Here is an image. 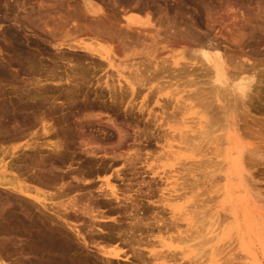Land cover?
Listing matches in <instances>:
<instances>
[{"label":"rangeland","instance_id":"374dc122","mask_svg":"<svg viewBox=\"0 0 264 264\" xmlns=\"http://www.w3.org/2000/svg\"><path fill=\"white\" fill-rule=\"evenodd\" d=\"M1 1H3V3ZM58 1H60V2H58ZM58 1L57 0H54V1L53 0H50V1L46 0V2H45V0H42V2H41V0H18V1L13 2V0H0V119H1L0 120V122H1L0 123V148H1L0 150H2V149L7 150L10 147L9 150L15 151L17 149L16 150V152H17L22 146L26 145L28 142L31 143V142L36 141L37 139L39 141H48V142L54 141L55 138H53V137H48V139H47V138H45L47 136H45V135H44L45 137L41 136L45 132L43 130L44 129L43 127L49 128L52 126H56V124H57L58 125L57 127L60 129L63 126L62 125L63 123H61V121L64 122L63 118L66 117L65 119H67V121L64 122L65 127L66 128L68 127V125H67V122H68L69 127L70 126L72 127L71 130H74V132H73V134L75 133L74 139H77V140H75L76 142H74V145H73V146H75V147H73L74 149L72 148L70 153L68 152V154L70 155V158L65 163H62V164L58 163L57 165L59 167L61 166L60 168L63 171V174H62V172H59L58 175L61 174L62 176H64L66 171H67V173L65 175L66 179H64V181H66V183H68V182L72 183L73 188L71 190L72 194L71 195L69 194L70 197H67V198L62 197V199L61 198L57 199L58 200L57 202L66 203V202H68V200L71 201L74 198H77L78 196L80 197V195H83V194H84L83 195V197H84L85 194L87 195V192L89 190H93V193L95 192L93 195H95L96 197L98 196V194H99V196L102 197L103 194L106 193V191L107 192L109 191V189H108L109 187H111V186L116 187L117 186V188L119 190L118 193H120L118 195L121 198L119 197L120 198L119 201H116V200L113 201L114 200L113 199L112 200L113 201L112 206L114 207L117 202L121 203L123 198L124 199H123L121 204H125V203L129 204L131 202L130 200L125 201L126 198H132V199L139 198L138 201H140L139 203L141 204V209L142 210L147 209V210H144L143 215L140 214L139 217L140 216L146 217L149 220H151V222H154L155 219L152 218V216L155 217L157 215L158 216L157 219L162 220L161 228L157 227L156 229H154V231L152 233L154 236L157 237V239L151 240L152 246H150L149 248H153L156 252H159L160 254L164 251V254H162V256L165 255V250H166L167 256L170 253L172 254V256L174 255L173 257H171L173 260H175V256L177 255L176 256L177 261H175V262H177L176 264H180V263L181 264H264V57H263L264 56V41H260V40H263V38H264V29H263L264 28V19H263L264 18L263 17L264 16V0H224V1H222V0H219V1L218 0H131V3L129 4V6L127 5L128 8L130 7L129 9H131L132 7L134 8V6L137 7L140 5L141 6L140 8L145 9V11H147V10L150 11L152 24L148 28L149 30L155 29L153 27L155 25L157 26V28L159 26H161L160 31H161L162 35H166V33H164V32H167L169 28H170L169 29L170 31H175L178 28L180 31L189 30V32L194 34L195 37L197 35L198 39L204 40V41L202 40L201 42H203L205 45H206V43L209 42V40H214L215 41V42L213 41L214 43L217 42V44L218 43L220 44V45L219 44L218 45L220 46V48L222 50L221 52L226 56L227 59H229V58L233 59V60L236 58L238 59L242 55V57L245 58L246 61H248V65H247L248 67L250 65H253L250 67L255 66L254 68L256 69V72H255L256 75L255 74L254 75L257 76L256 78L257 79L259 78V81L261 80L262 83L261 82L259 83V81H258V83L254 86L255 89L252 90L253 91V93H251L252 96L250 95L251 99L245 100L246 102L244 103L243 100H241V98L237 95L238 94L237 92H235L233 95H232L233 91L230 89H229L230 91L227 90V92H226L227 88L225 87L226 88L225 89L224 85H223V88L225 90H223L222 86H219V88L217 87L218 90H217V88L216 89L213 88L214 84L212 83V80L208 79L207 75H204L207 65H205V69L202 67V66H204L205 63L202 64V66H201V63L203 61H201V59H199V58H201L200 53L195 52L194 55L190 54L192 56L191 57L192 59H190V55H188V53H190V52H188V53L186 52L187 53L186 54V53H184L182 48L175 47V49L165 50L169 53L163 51L160 55H158L159 60L157 57L156 62L159 64L166 62V63H164V65L165 66L169 65L168 68H171L174 70H176L177 68L179 69V67L181 68L182 64L185 65V64L189 63L188 65H189V67H191L190 70H191V72H194V73L192 74L190 72V75L191 74L192 75L188 76L186 78H184V77L182 78V76H181V78L184 80H182L179 77V75L173 76L172 74L168 75V76L166 75L164 78L160 77L162 79L161 80L160 78L158 79V76H160V75L162 76V74H157L158 76L153 78L157 82H153V80H152V82L149 85L145 84L144 87L139 89V91H141V94L139 92V94L137 93L138 95L136 94L132 97L128 96L129 98L125 99V102H123L124 104L123 103L118 104L117 105L118 107L114 106V105H110V102H109L110 100H108L109 99V97H108L109 92L107 90L105 92V88H103V89L101 88V84L104 83V81H106L107 79L108 80H115L116 77H118V75H116L117 74L116 71L106 68L107 70L102 69L103 71H101L100 69H97L98 70V72H97L96 69L90 68V67H92V65L91 64L89 65V63H92L94 61L97 62V60L100 61V59H98V57H96L95 55H92V54L90 55V53H88V52H73V51H70L67 49H61L63 51L58 50L57 48H55V45L59 41H56L50 33H51L53 27H58V26H55L54 24H56L55 21H57V23H58L59 19L57 16H58L59 12L66 11V10L68 11V9L74 10L73 6H75V10L82 12V10H84L83 9L84 3H86L87 1L90 2V5H91L90 6L91 13L87 14L89 19L94 16V14H93L94 8L100 9L104 12L106 11L105 8L108 10L115 8L116 12L118 11V13L121 17H123L124 14L128 15V16L131 15V16L135 17L136 19H138L140 22L146 21V19H147V16L145 15L146 13L140 12L138 10L134 11V9L132 8L133 11L131 10L130 13L126 14L123 11V9L120 6H118V4L116 6H114L116 4V3H114V0H112L113 4L109 3V2H112L111 0H105V1L104 0H94V1L93 0H86V1L85 0H79V3H78V0H68V1L58 0ZM55 2L57 4V6H56ZM61 2L64 3V5ZM67 2H68V4L71 3V8L67 4ZM106 3H108V4H106ZM143 3H145V4H143ZM219 3H220V5H219ZM79 4H80V6H79ZM142 6H144V7H142ZM78 7L80 10L78 9ZM80 7L81 8L83 7V8L81 9ZM241 7L245 10H243ZM229 8H230V10H229ZM262 8H263V10H262ZM60 9H62V10H60ZM84 12L85 11H83V13ZM108 12H106V13H108ZM239 13L242 15V17H241V15H239ZM160 16H162V17L160 18ZM40 17H42L41 19H45V18L46 19L41 21L39 19ZM47 17L49 19V22H48V25H45V24H43V22L47 20ZM209 17H211V18H209ZM240 18H242L243 20ZM159 20H160V22H159ZM206 20H207V22H206ZM40 22H42V24H39ZM155 22H156V24H155ZM167 22L168 23L170 22V24L167 25L168 24ZM173 22L175 25L177 24L176 25L177 27L173 24ZM243 22H244V24L247 25V27L248 26L249 27L247 28L243 24ZM249 22H250V24H249ZM240 23H242V24H240ZM159 24H161V25H159ZM241 25L242 26L244 25L245 27L244 26L242 27ZM164 26H166V27H164ZM252 26H254V27H252ZM171 28H173V30ZM174 28H176V29L174 30ZM183 28H185V30ZM242 28H243V30H241ZM228 32H229V34H228ZM235 33H236V36H235ZM239 33H241L244 37L241 34L239 35ZM255 33H257V34H255ZM249 34H250V36H249ZM201 35H202V39H201ZM254 35H255V37H254ZM237 36H239V37H237ZM14 37H16V39L17 38L20 39V41L18 39L16 40ZM237 39H239L238 42L236 41ZM240 39H241V41H240ZM242 39H244V40H242ZM252 39H253V41H252ZM245 41L246 42L248 41V43H246ZM259 41L261 42V44ZM18 42L21 44H19ZM235 44L239 45V46H236ZM254 45H255V47H254ZM256 46H258V48H256ZM194 47L196 48V45ZM251 48H253V49L255 48V49H257L256 51L258 53H261L260 54L261 59L258 56L252 57L253 50ZM237 51H238V53H236ZM229 53H233V54H229ZM63 54L64 55L66 54L65 56H69V58L72 55L71 58L73 59V56H74L75 60H76V58H77V60H80L83 58L82 60H84L85 63L80 60L81 62H83V67H86L90 70L92 69L91 74H90L91 77L95 76L94 74L97 72L96 73L97 76L95 78L89 77L90 82L87 83V86H85V88H84L85 92L90 91V95L87 96L88 99L86 100V102H85V100H83L84 96H82V95L79 96V98H81L80 99L81 102L78 101L77 104L76 103L72 104V102L68 103V101L65 100V97L63 94H66V92L68 90H72L71 89V88H73L72 85L71 86H69L67 84H60L58 86L47 85L48 87L51 86V89H52L51 92L52 93L49 92L50 95L52 94L51 97H53L54 95L55 96L53 98L50 97L46 104H43L42 106H40L39 109H36L37 111L34 108H32L34 110H31L30 108H28L30 110H28V109L23 110V108H21V109H16V111H15L14 106H15V104L18 105V101H19V103H22L21 101L23 99H24L23 101L27 100V99L25 100L23 94L28 93V90L31 91L32 88L34 90V84L35 83H33V82L38 81V79H44V77L46 76V74L48 72L58 71L61 74L62 71L63 72L65 71V66L62 65V63H60V65H62V66L56 67L57 65L55 66L56 63L54 62V61H59L58 59H60V57L64 56ZM245 54L248 57L245 56ZM31 56H34V57H31ZM122 56L123 55L119 56L120 57L119 59L118 58L116 59V62L118 64L124 63L125 65L131 66V64L139 63L142 61L141 59L138 60V58H136L137 59L136 60L135 58H133L132 61H130V59H128L129 61L126 60V62H125V59L121 58ZM185 56H187V57L189 56V58H186ZM198 56H200V57H198ZM30 57L36 58V60L38 59L37 60L38 62L40 61L39 62V64H40L39 71L37 73L33 72V70H30L31 65L29 64V61H28V60H30ZM160 57H161V59H160ZM196 57H198V58H196ZM249 58H251V59H249ZM86 59H89V60H86ZM120 59H121V61L123 60L124 62L123 61L121 62ZM198 60H200L201 63ZM160 61L162 63H160ZM228 61H231V60H228ZM174 62H179L180 65L175 66ZM74 63H77V62H74ZM157 63H155V64H157ZM259 63L261 64V66ZM171 64H172V66L170 67ZM58 65H59V63H58ZM160 66H162V65H160ZM192 68H194V69H192ZM93 70L94 71L96 70V72H94ZM127 71L128 70H126L125 76L128 77V75L131 72L129 73V71L128 72ZM127 73H129V74H127ZM177 73H178V71H177ZM258 73H259V75H258ZM250 74L253 75L252 73H250ZM232 75H231V77L233 79L234 77ZM175 76H178L179 78H177ZM41 77H43V78H41ZM168 77H170L172 79H170ZM260 77H262V78H260ZM186 79L191 80V81L187 80L188 85L190 84V82L193 81L194 83H191V84H193L194 86L190 84L188 87L187 84L184 83V82H186ZM170 80H172V81H170ZM175 80H179L180 82L175 81ZM204 80H205V82H204ZM209 81L211 84H209ZM166 82H168L172 85H170L168 83L166 84ZM174 83H175V85H174ZM180 83L183 84V86L180 85ZM184 84H185V86H184ZM124 85L126 88L124 87ZM120 86L122 89L127 90L128 86L123 81V79H121ZM147 86H148V88H147ZM149 86H151V87H149ZM160 86H161L162 90H160ZM207 86H209V87H207ZM210 87L212 88V90H215V91H213L214 92V98L213 99H211L213 97V95H212L213 92H211L210 95H207V93H209L211 90ZM214 87H216V86H214ZM204 88L206 90H207V88H209L210 90L209 91L207 90L208 92L207 91L204 92V91H202V90H205ZM144 89H146V90H144ZM219 89L224 91V92H220ZM99 90H101V91L103 90L102 93L104 95H107L105 98V100L107 99V103H108L107 107L101 106L102 107L101 108V107H92L91 106L92 99H94V101H95V102L93 101L94 104L96 103L97 105H101L102 102L95 100V95H94V93L96 91L100 93L101 91H99ZM174 90H175V92H173ZM180 90H182L181 94L177 95L180 93ZM91 91L93 93H91ZM125 91L123 90L122 92H125ZM155 91L158 93H155ZM183 91H185V92H183ZM228 91L229 92L232 91L231 94ZM119 92H121V91H119ZM152 92L155 93V96L153 95L154 93H152ZM20 93H22V94H20ZM47 93L45 94L46 96L48 95ZM171 93H173V94L171 95ZM174 93H176L177 96H175ZM187 93H188V95H187ZM149 94H150V96H149ZM185 94H186V96H185ZM225 94L226 95L229 94L228 97L225 96ZM152 95H153V97L151 98ZM173 95L175 96L174 98H173ZM183 95H184V97H183ZM195 95H197V96H195ZM201 95H203V96H201ZM148 96H149V98H148ZM204 96H205V98L207 96L208 100H203V99H205ZM232 96H233V98H232ZM181 97H183V98H181ZM222 97H224V98L222 99ZM226 97L229 100V103H231L233 101V104H235L234 106L236 107L235 108L236 110L234 109L233 106L231 107V109L229 108V110H226L227 109L226 106L228 107V105H230L228 103V100L226 99ZM238 97L241 100V103H237L240 101V100L239 101L237 100ZM21 98H22V100H21ZM229 98L230 99L232 98L233 100L231 99V102H230ZM84 99H86V98H84ZM168 100H170V101H168ZM210 100H212V101H210ZM179 101L183 105H181L179 103ZM167 102H169L171 105ZM242 102L244 103V106H243ZM52 103H55V108L59 107L60 110L55 109V108L53 109L54 104L52 107L51 106ZM144 103H145V106H144ZM226 103L228 105H225ZM146 104H147V106H146ZM207 104L209 105L211 110H209L210 108L208 107ZM3 105H5V106H3ZM7 105H9V106H7ZM102 105H104V104H102ZM119 105H121L122 107ZM134 105H135V108H133ZM164 105H166V106L168 105L169 107H166ZM203 105H205V106H203ZM74 106H76V107H74ZM85 106H90L89 107L90 109L89 108L85 109ZM148 106H149V108H148ZM174 106H176V107H174ZM182 106L184 108L186 107L185 110H183L184 108L182 109ZM111 107H112V109H110ZM141 107H142V109H145L144 110V112L146 113V114L144 113L145 116H143V111L140 110ZM163 107H164V109H166V111L163 109ZM129 108H131L132 110ZM146 108H148L147 110L150 113H152L151 111H153V115H156L159 118V119H156V120H158V123H157L158 125H154L155 124L154 120L157 117L154 116L155 118H153V115L151 114L152 119H154V120L152 121L149 119L150 115H149V112L146 110ZM167 108H169V109H167ZM175 108H178V109H176V111H175ZM133 109H135V111ZM127 110H129L128 113L133 112V111L134 112H133V114L130 113V115H128ZM180 110H181V113H180ZM80 111H82V112H80ZM139 111H141L142 113L141 112L139 113ZM167 111H169V112H167ZM234 111L235 112L237 111V112L234 113ZM16 112H18V113H16ZM169 113L172 114V116H171L172 120H171V117L169 116L170 120L172 121V122L170 121L172 129H169L165 125V121H164V119L166 118L167 119V120L165 119L166 123L168 122ZM173 113H174V115H173ZM179 113H180V115H179ZM218 114L221 115V117H223L224 119L221 118ZM234 114H235L237 119L234 117ZM148 115H149V117H148ZM181 115H183V116H181ZM140 117H142V118H140ZM143 117L145 119L146 118L147 119L144 120ZM217 117H218V119H217ZM47 119L49 121L46 122ZM134 119L135 120L137 119L136 122H138V123L133 122ZM220 119H221V121H220ZM222 119L224 122L222 121ZM24 120H25V122H24ZM147 120L149 121L148 123H147ZM233 120H237V121H235V123L237 122L236 124H238V126L234 123ZM17 121H19V123ZM208 121L209 122L211 121V122L209 123ZM152 122L154 124H152ZM185 122H187V123H185ZM227 122H229V124L233 123L235 125V127L237 126L236 129H238L237 130L238 132L237 131L233 132L234 130L233 131L229 130L230 131L229 139L225 138L226 141L228 140L227 141L228 144L224 145V149H226L228 151L229 156L226 155L227 151H226V153L223 152V155H220V153L217 152L218 150H215V147L217 148L216 145H219L221 143V141H219V142L216 141V144H215V140L214 141L212 140L213 138L218 140L219 136L226 137V134L228 131V130H226L227 129L226 124H228ZM145 123H147V124H145ZM162 123H164V124H162ZM59 124H60V126H59ZM159 124L162 126L163 125H165V126H163V128H161L162 126L160 127ZM210 124L213 126V128H208ZM145 125H147V127H149L153 131L154 136H156V137L153 136L152 138L155 141L152 138L150 140H147V138L144 134V130H145V128H147V127H145ZM222 125L225 126L224 129H222L223 128ZM156 126H158V127H156ZM190 126H192V128ZM116 127H118V128L120 127L121 129H127L128 130L127 133H130L131 136L129 135L130 138L128 137V135L126 137L130 141L123 140L122 139L123 138L122 137L123 132L122 131L120 132V130ZM174 127H176V128H174ZM1 128L2 129L4 128L3 129L4 131ZM66 128H65V130H66ZM159 128H161L162 130ZM154 129H156V130H154ZM127 130H125V131H127ZM205 130H207V131H205ZM210 130H211V132H210ZM160 131H163V132H160ZM212 131H213V133H212ZM14 132H16V133H14ZM164 133H165V136H164ZM231 133L233 135H231ZM36 134H38L37 137H36ZM159 134L164 136V137L160 136ZM166 134L169 136H167ZM176 134L178 135V137ZM184 134L186 136H184ZM206 134H207V136H206ZM157 135H159V136H157ZM141 136H142V138H141ZM170 136H172V137H170ZM182 136H184V138ZM209 136H211L212 138ZM157 137H158V139H157ZM206 137L207 138L209 137L211 139L207 140ZM51 138H53L54 140L53 139L51 140ZM173 138H174V140H172ZM195 138L198 141V143L195 140ZM234 138L236 141L233 140ZM183 139L185 141L187 139V141H186L187 143H183L182 142ZM83 140H85L84 142H88L90 140L91 141L92 140L97 141V143L99 142L100 146H102L101 144H103V146L106 147L107 152H104L103 149H102L103 151H100V149H99V151H97V154L92 155V153L91 154L88 153L90 151V148L91 149L93 147L97 148L98 145H94L93 147L92 146L91 147H83V145H82V143H84ZM189 140H191V141H189ZM229 140H230V142H229ZM121 141H122V143H120ZM125 141L127 144L125 143ZM144 142H146V143H144ZM188 142H189V144H188ZM207 142H209V143H207ZM224 142H225V140H224ZM190 143H191V145H190ZM193 143H194V145H195V143H197V144L194 147H192ZM229 143H231V144H229ZM9 144L11 146H9ZM198 144L200 147L199 146L197 147ZM146 145L147 146L149 145V147H147ZM188 145H190V146H188ZM203 145L205 146L204 149H203ZM210 145H211V147H213V151H211ZM176 146L179 148H176ZM256 146L258 148H261L259 150L261 152L259 155V158H257V157L254 158V156H252L251 158L252 159L254 158V160L252 161L249 158L250 156L248 155L247 156V162L248 163L246 162V160L244 161V159L246 157L243 160H241L242 153L246 152V150H248L249 148L250 149H253L254 147L257 148ZM259 146H261V147H259ZM182 147H184L186 149H184ZM187 148H189L190 150H188ZM238 148H240L241 150ZM244 148H246V149L244 150ZM88 149H89V151H87ZM27 151H28V149L27 150L25 149V152H27ZM209 151L213 154L208 153ZM238 151H240L241 153ZM248 151H250V150H248ZM27 153H30V152H27ZM47 153L48 152H46V154ZM197 154H199V155H197ZM202 154L205 155L206 158L208 157L207 158L208 160L205 157L203 158ZM208 154H211V155H208ZM217 154H219L220 156H219V158H217L215 160ZM246 154H249V153L246 152ZM214 155H216V156H214ZM261 155H263V157ZM233 156H234V159H233ZM235 159H236V162L234 163ZM204 160L208 164L202 163V161H204ZM227 160L228 161L230 160V161L225 162ZM250 160H251V164L249 165ZM197 162L198 163L201 162L202 165L199 164L200 167H198ZM218 162H220V163L222 162V165H224L223 166L224 170L221 174L218 173L219 170H217V169H215L217 171L214 170L215 167L219 169ZM240 162H242V163H240ZM252 162H254V165ZM182 163H185L186 165L184 166ZM224 163L226 164V168H225ZM180 164H182V167ZM243 165H245V166H243ZM201 166H203V167H201ZM241 167H243L244 169ZM43 168H45V167H43ZM199 168L201 170H199ZM235 168H236V170H235ZM63 169H65V170H63ZM226 169L230 170V171H228L229 172L228 174L231 173L229 176L227 173H225V172H227ZM69 170L72 172H70ZM82 171L87 172V174L85 173L84 178L82 177V175H83ZM134 171H135V174H134ZM146 171L147 172L149 171V172L146 173ZM213 171H215V172H213ZM79 172H81V173H79ZM78 174L81 175V177L85 181H83L81 183L78 181H75L73 179L75 177L82 180ZM125 176H126V178H125ZM118 177H120L121 179ZM126 179H128V180H126ZM30 181L32 182L33 180H30ZM30 181L27 180L26 183H27V186H30L31 189L34 190L31 192L33 194V196L40 197L41 200H43L42 198H44L43 195L55 197L54 194H56L57 189L51 188V187L46 186V185L42 186V184L39 185V183L36 181L32 182V183ZM130 182L132 183L131 185L133 187L131 186L132 188H130L128 190L126 188L128 186V183L130 184ZM149 182H150V184H148ZM57 183L55 182L56 185H57ZM194 183H195V185H194ZM137 184H139V185H137ZM213 184L216 186H214ZM149 185L151 187L153 186V189H154L153 191ZM76 186H78L79 188L78 187L76 188ZM74 188L76 190L77 189L78 190L76 191V190H74ZM150 188H151V190H150L151 193H149ZM178 188L180 189V191ZM101 189H104L103 192ZM97 190H99V191H97ZM0 191L1 192L4 191L3 194H0V197L10 195L11 196L10 201L13 202L14 204L16 203L17 200L16 201L14 200L15 194H13V193L8 194V192H6L2 188ZM120 191H122V192H120ZM5 192L7 193L6 195H5ZM142 192L143 193L147 192V193L142 194ZM130 193H131V196L128 197V194H130ZM151 194H152V196H151ZM257 195H258V197H257ZM83 197H80V198H81V202L84 204L85 201L87 202L86 199H89V197L88 196H85V198H83ZM161 199H163V200L161 201ZM55 200H52L51 202L49 200L48 202L49 203H54V202L56 203ZM120 203L119 204L117 203L116 206L120 205ZM14 204H13V210H17L16 212L19 215H21L19 211H22L24 209L23 212H21V213H23L22 214L23 216L21 215V219L26 220L27 222L25 221L22 224V226L21 225L14 226L12 231H14L15 234H14V232L13 233L11 232L12 234L10 233V236H9V234H4V233L0 232V258H1L0 264H30V262L34 263L35 261H38V262H36L34 264H39V262H42V263L44 262L43 264H47V263L51 264L53 262L52 260H54V259H52L50 262L48 260H50L51 258L50 259H49V257L47 258L46 255H45L46 257L45 256L42 257V255H44L43 253H41L43 247L39 246L34 241V239H31L32 237H30V234H29V232L32 233L35 230H36L35 232H37V230L40 231L39 228L35 229L34 225L36 223L35 220L38 221L39 218H42V221H44L43 216L38 217V215L35 213L34 208L29 203H28V206L24 205L25 208H24V206H21L22 208L20 207L18 209H16V207H14L16 205V204L15 205ZM109 206L106 205L105 208L103 207L104 210L105 209L108 210L109 208H111V206L110 207ZM28 208H30L31 211ZM27 210H29V212ZM150 210H151V212H150ZM193 213H194V215H193ZM26 214H27V216H26ZM105 214L107 216H109V219L111 218L110 219L111 221H113V219L118 216L115 212L111 213L109 211L105 212ZM74 219H73V221H75V223H76V220L78 219L76 225L79 226L78 228H80V230H82L83 233H85L91 229L88 226V225H91L90 224L91 221L88 218H86L85 216H82V218L80 216L79 218H74ZM116 219H120V216H118ZM174 219H176V220H174ZM32 220H34V221H32ZM124 220H125V217H124ZM149 220H147L146 222H150ZM128 221L134 222L130 219V220H127L128 224H129ZM175 221H176V223H175ZM96 223L98 224V222H96ZM99 223H101V222H99ZM29 224H32V225L34 224V225L32 226ZM110 224L112 225L115 223L109 222L108 225L105 223L104 224L101 223L100 225H97L95 232L100 234L98 229H107L109 231L118 230L117 226L116 227L114 225L111 226ZM23 225H26V227ZM27 225H29V227L32 229H29V227H27ZM163 225H165V226H163ZM167 225H169V226L166 229ZM170 226H171V228H170ZM15 227H17V228H15ZM47 227H50V225L48 224L46 226V228ZM159 227H160V225H159ZM43 228H44V226H43ZM108 228H110V229H108ZM16 230L18 231V233ZM31 230H33V231L31 232ZM49 230L51 231L50 228H49ZM35 232H33V234H35ZM42 232H44V231L42 230ZM42 232L41 231L37 232V234L38 233L41 234ZM45 233H47V235H45V237H48L51 239L54 237L53 239H56V237L53 236L52 233H51L52 236L50 235V232H48V231H46ZM25 234H27V235H25ZM71 235H72V237H71ZM161 235H164V236L166 235V238L167 237L168 238L165 239V237L161 236ZM63 236H65V237L68 236L67 239H69L70 241L67 240L66 238H64ZM73 236H75V237H73ZM179 236H181V237H179ZM100 237L96 236L94 238H90L89 241L91 242V244H90V248L92 247L91 249H85L86 246L81 244V242H80L81 240L72 231H68V232L64 231V235L59 236V238H61V240L59 239L58 241L59 242L63 241L65 244H68L64 240V239H66L69 242V245L71 243H73L69 247L71 248L73 246V248L75 249V253L77 251H80V252L82 251L83 253L85 252V254H86V252H87V254L91 252L90 255H92L94 257V256H97V253H96L97 249L93 245L99 243V240H101ZM158 237H159V239H158ZM160 237L163 240H165V243H164V241H162V239ZM171 237L173 239H171ZM28 238H30V239H28ZM62 238H63V240H62ZM25 240H27V241H25ZM176 240H178V241H176ZM26 242H28V244ZM21 244L24 247H22ZM24 244H26V246ZM107 245H108V247H113V245L112 246L110 244H107ZM19 246H21V247H19ZM76 246L82 247L83 249L76 247ZM29 247L31 250L29 249ZM38 247H41V248H39V250H38L37 249ZM166 247L167 248L170 247L169 248L170 250H167ZM34 248H36V249H34ZM73 248L69 249L70 252H67L68 254H70L69 256H72V254H74ZM34 250H36V251H34ZM23 251L25 254L22 253ZM28 251H29V253H28ZM66 251H67V249H66ZM37 253H39V254H37ZM3 256H4V258H3ZM33 257H35V259ZM40 257L43 259H41ZM44 257L46 258V261H45ZM93 257H90V258L92 259V261L95 262V258H93ZM30 258L32 259V261H34V260L35 261L32 262ZM157 258L159 259V256ZM40 259L43 261H41ZM158 259L154 260L153 264H161V263L163 264L162 259H159V260ZM168 260H171V259L169 258ZM53 263L56 264V263H58V261L55 262V260H54ZM130 263L131 262L126 263L124 261H122V262L115 261L114 262V264H130ZM173 263H174V261H173ZM59 264H61V263H59ZM131 264H134V263H131Z\"/></svg>","mask_w":264,"mask_h":264},{"label":"bare ground","instance_id":"6f19581e","mask_svg":"<svg viewBox=\"0 0 264 264\" xmlns=\"http://www.w3.org/2000/svg\"><path fill=\"white\" fill-rule=\"evenodd\" d=\"M14 1H18V0H13V2ZM50 1V0H49ZM54 1V0H53ZM58 1V0H57ZM62 1V0H61ZM66 1H68V0H66ZM86 1V0H85ZM94 1V0H93ZM105 1V0H104ZM112 1V0H111ZM219 1V0H218ZM217 1V2H218ZM222 1H224V0H222ZM2 3H3V1H1ZM41 2H42V0H41ZM45 2H46V0H45ZM58 2H60V1H58ZM64 2V1H63ZM73 2V1H72ZM77 2V1H76ZM75 2V3H76ZM84 2V1H83ZM227 2V1H226ZM62 3V2H61ZM78 3H79V0H78ZM92 3V2H91ZM94 3V2H93ZM109 3H112L113 4V1L112 2H109ZM114 3H116L114 6H116L117 4H118V6H120L122 9H123V11L127 14V13H130L131 12V10L133 11V9H134V11H140V12H145L146 14V16H147V19H146V21L145 22H140L138 19H136L135 17H133V16H131V15H125L124 14V16L123 17H121L120 15H119V13H118V11L116 12V9L114 8H112V9H110V10H108V9H106L105 8V12L104 11H102V10H100V9H95L94 8V12H93V14H94V16L93 17H91L90 19L88 18V16H87V14H90L91 13V10H90V2H86V3H84V10H82V12L81 11H77V10H75V6H73V8H74V10H69L68 9V11L66 10V11H62V12H59V14H58V23H57V21H55V23L57 24H54L55 26H58V27H53V29H52V31H51V35H52V37L56 40V41H59L58 43H56V45H55V48H57L58 50H61V49H67V50H70V51H73V52H88V53H90V55L92 54V55H95L96 57H98V59H100V61L99 60H97V62L96 61H94V62H92V63H89V65L91 64L92 65V67H90V68H92V69H100L101 71H103L102 69H106V68H108V69H110V70H114V71H116V75H118V77H116V79L115 80H106V81H104V83H102L101 84V88L103 89V88H105V92H106V90L109 92V99L108 100H110L109 102H110V105H114V106H117L118 104H121V103H123V102H125V99L126 98H129L128 96H134V95H136L137 93L139 94V92H140V94H141V91H139V89L140 88H142V87H144L145 86V84L147 85H149L151 82H152V80H153V82H157L155 79H153V78H155L156 76H158L157 74H162V76L160 75V76H158V79L160 78V77H165L166 75L168 76V75H179V77L181 78V76H182V78L184 77V78H186V77H188V76H191L194 72H191V70H190V68L191 67H189V63L188 64H185V65H183L182 64V67L180 68L179 67V69L177 68H175L176 70H174V69H171V68H168L169 67V65L168 66H165L164 65V63H166V62H164V63H162L161 61H160V63H162V64H159V63H157L156 61H157V57H158V60H159V56L158 55H160L163 51H165V50H169V49H175V47H180V48H182L183 49V51H184V53H188V52H190V53H188V55H194L195 54V52H197V53H200V56H201V58H199V59H201V61H203L202 63L200 62V60H198L200 63H201V66H202V64H204V66H202L204 69H205V65H207V67H206V70H205V74L204 75H207L208 76V79H210V80H212V83L214 84L213 85V88H219V86H222V88H223V85H224V88L226 89V92H227V90H232L233 91V93H232V95L235 93V92H237L238 94V96L241 98V100H243V102L245 103L246 101L245 100H248V99H251L250 98V95H251V93H253V89H255L254 88V86L258 83V81H259V78L257 79L256 77L257 76H255L256 74H255V72H256V69L254 68V67H250V66H253V65H250L249 67L247 66L248 65V61H246V59L245 58H243L242 57V55H241V57H239L238 59L236 58V59H227L226 58V56L221 52L222 50H221V48H220V44L218 45L217 44V42L216 43H214L215 41L214 40H209V42L208 43H206V45L203 43V42H201L203 39H202V35H201V39L202 40H200V39H198L197 38V35H196V37H195V35L194 34H192L191 32H189V30H187V31H180L178 28V30L176 29V28H174V30L175 31H170L169 29H168V31L167 32H164V33H166V35H162V33H161V26H159L158 28H157V26L155 25L156 24V22H155V26H153L155 29H148L150 26H151V24H152V19H151V13H150V11H145V9H143V8H140L141 6L139 5V6H134V8L132 9H129L128 8V6H129V4L131 3V0H114ZM215 3V2H214ZM222 3V2H221ZM6 4V3H5ZM55 4H56V2H55ZM63 5H64V3H62ZM67 4H68V2H67ZM95 4V3H94ZM106 4H108V3H106ZM143 4H145V3H143ZM216 4V3H215ZM66 5V4H65ZM69 6H70V8H71V3L70 4H68ZM93 5V4H92ZM128 5V6H127ZM136 5V4H135ZM138 5V4H137ZM218 5V4H217ZM219 5H220V3H219ZM218 5V6H219ZM225 5V4H224ZM241 5V4H240ZM243 5V4H242ZM7 6V5H6ZM56 6H57V4H56ZM62 6V5H61ZM60 6V7H61ZM78 6V5H77ZM76 6V7H77ZM79 6H80V4H79ZM83 6V5H82ZM94 6V5H93ZM113 6V7H114ZM145 6V5H144ZM144 6H142V7H144ZM148 6V5H147ZM226 6V5H225ZM64 7V6H63ZM127 7V8H126ZM136 7V8H135ZM149 7V6H148ZM147 7V8H148ZM244 7V6H243ZM41 8V7H40ZM67 8V7H66ZM81 8V7H80ZM81 8V9H82ZM93 8V7H92ZM242 8V7H241ZM78 9H79V7H78ZM136 9V10H135ZM243 9V8H242ZM43 10V9H42ZM60 10H62V9H60ZM80 10V9H79ZM109 12H108V11ZM225 10V9H224ZM229 10H230V8H229ZM243 10H245V9H243ZM262 10H263V8H262ZM83 11H85L84 13H83ZM106 12H108V13H106ZM152 12V11H151ZM236 12V11H235ZM247 12V11H246ZM249 12V11H248ZM46 13V12H45ZM223 13V12H222ZM259 13V12H258ZM261 13V12H260ZM56 14V13H55ZM92 14V15H93ZM229 14V13H228ZM236 14V13H235ZM234 14V15H235ZM245 14V13H244ZM248 14V13H247ZM52 15V14H51ZM54 15V14H53ZM57 15V14H56ZM142 15V14H141ZM153 15V14H152ZM165 15V14H164ZM167 15V14H166ZM239 15H241L240 13H239ZM238 15V16H239ZM246 15V14H245ZM33 16V15H32ZM45 16V15H44ZM155 16V15H154ZM210 16V15H209ZM258 16V15H257ZM256 16V17H257ZM262 16V15H261ZM56 17V16H55ZM162 16H160V18H161ZM228 17V16H227ZM241 17H242V15H241ZM264 17V16H263ZM42 17H40L39 19L42 21V20H45V19H41ZM164 18V17H163ZM162 18V19H163ZM209 18H211V17H209ZM224 18V17H223ZM237 18V17H236ZM235 18V19H236ZM38 19V18H37ZM234 19V20H235ZM240 19H242V18H240ZM264 19V18H263ZM35 20V19H34ZM39 20V21H40ZM57 20V19H56ZM155 20V19H154ZM158 20V19H157ZM209 20V19H208ZM212 20V19H211ZM210 20V21H211ZM243 20V19H242ZM241 20V21H242ZM245 20V19H244ZM23 21V20H22ZM38 21V20H37ZM169 21V20H168ZM215 21V20H214ZM18 22V21H17ZM30 22V21H29ZM34 22V21H33ZM48 22H49V19H48V17H47V20L46 21H44L43 22V24H45V25H48ZM159 22H160V20H159ZM162 22V21H161ZM176 22V21H175ZM206 22H207V20H206ZM248 22V21H247ZM21 23V22H20ZM23 23V22H22ZM38 23V22H37ZM36 23V24H37ZM52 23V22H51ZM168 23V22H167ZM172 23V22H171ZM213 23V22H212ZM254 23V22H253ZM39 24H42V22H40ZM162 24V23H161ZM161 24H159V25H161ZM165 24V23H164ZM163 24V25H164ZM170 24V22L167 24V25H169ZM173 24H174V22H173ZM210 24V23H209ZM216 24V23H215ZM240 24H242V23H240ZM239 24V25H240ZM243 24H244V22H243ZM248 24V23H247ZM249 24H250V22H249ZM27 25V24H26ZM31 25V24H30ZM51 25V24H50ZM175 25V24H174ZM173 25V26H174ZM177 25V24H176ZM175 25V26H176ZM184 25V24H183ZM236 25V24H235ZM238 25V26H239ZM246 27H247V25L246 24H244ZM243 25V26H244ZM255 25V24H254ZM257 25V24H256ZM34 26V25H33ZM40 26V25H39ZM172 26V25H171ZM174 26V27H175ZM181 26V25H180ZM242 26V25H241ZM242 26V27H243ZM244 26V27H245ZM29 27V26H28ZM32 27V26H31ZM42 27V26H41ZM47 27V26H46ZM50 27V26H49ZM52 27V26H51ZM164 27H166V26H164ZM177 27V26H176ZM185 27V26H184ZM213 27V26H212ZM211 27V28H212ZM236 27V26H235ZM249 27V26H248ZM247 27V28H248ZM251 27V26H250ZM252 27H254V26H252ZM190 28V27H189ZM210 28V29H211ZM237 28V27H236ZM172 30H173V28H171ZM184 30H185V28H183ZM191 29V28H190ZM213 29V28H212ZM260 29V28H259ZM264 29V28H263ZM194 30V29H193ZM209 30V29H208ZM240 30V29H239ZM241 30H243V28L241 29ZM253 30V29H252ZM212 31V30H211ZM250 31V30H249ZM248 31V32H249ZM258 31V30H257ZM241 32V31H240ZM215 33V32H214ZM238 33V32H237ZM242 33V32H241ZM241 33H239V35L241 34ZM263 33V32H262ZM261 33V34H262ZM213 34V33H212ZM228 34H229V32H228ZM251 34V33H250ZM250 34H249V36H250ZM255 34H257V33H255ZM207 35V34H206ZM242 35V34H241ZM13 36V35H12ZM208 36V35H207ZM229 36V35H228ZM235 36H236V33H235ZM243 36V35H242ZM51 37V38H52ZM210 37V36H209ZM237 37H239V36H237ZM236 37V38H237ZM244 37V36H243ZM254 37H255V35H254ZM15 39H16V37H14ZM230 38V37H229ZM228 38V39H229ZM241 38V37H240ZM247 38V37H246ZM250 38V37H249ZM18 39V38H17ZM16 39V40H17ZM205 39V38H204ZM214 39V38H213ZM231 39V38H230ZM235 39V38H234ZM254 39V38H253ZM253 39H252V41H253ZM19 41H20V39H18ZM208 40V39H207ZM232 40V39H231ZM230 40V41H231ZM238 40L239 39H237L236 41L238 42ZM242 40H244V39H242ZM204 41V40H203ZM214 41V42H213ZM240 41H241V39H240ZM251 41V42H252ZM256 41V40H255ZM260 41H264V38H263V40H260ZM259 41V42H260ZM207 42V41H206ZM246 42V41H245ZM258 42V41H257ZM19 43V42H18ZM234 43V42H233ZM246 43H248V41L246 42ZM19 44H21V43H19ZM37 44V43H36ZM245 44V43H244ZM243 44V45H244ZM260 44H261V42H260ZM196 45V48L194 47ZM234 45V44H233ZM236 45V44H235ZM257 45V44H256ZM23 46V45H22ZM236 46H239V45H236ZM259 46V45H258ZM258 46H256V48H258ZM18 47V46H17ZM226 47V46H225ZM229 47V46H228ZM254 47H255V45H254ZM232 48V47H231ZM239 48V47H238ZM198 49V50H197ZM223 49V48H222ZM252 50H253V54H252V57H256V56H258V57H260V54L261 53H258L256 50L257 49H253V48H251ZM18 50V49H17ZM227 50V49H226ZM234 50V49H233ZM61 51H63V50H61ZM65 51V50H64ZM236 51V50H235ZM165 52H167V51H165ZM241 52V51H240ZM250 52V51H249ZM260 52V51H259ZM167 53H169V52H167ZM172 53V52H171ZM186 53V54H187ZM236 53H238V51L236 52ZM75 54V53H74ZM229 54H233V53H229ZM64 55V54H63ZM66 55V54H65ZM62 56V57H60V59H58L59 61H54L55 63V66L56 67H60V66H62V65H64L65 66V71L63 72L62 71V73L60 74L58 71H54V72H48L47 74H46V76L44 77V79H38V81H36V82H33V83H35L34 84V90H33V88H32V90L31 91H29L28 90V93H25V94H23L24 95V98H25V100L26 101H23L22 100V98H21V102L22 103H19V101H18V105L17 104H15V111H16V109H21V108H23V110H27L28 108H30L31 110H36V109H39L40 108V106H42L43 104H46L47 103V101H48V99L51 97V95L49 94V92H51V86H47V85H55V86H58V85H60V84H67V85H69V86H73V88H71L72 90H68L67 92H66V94H63L64 95V97H65V100L66 101H68V103L69 102H72V104H74V103H78V101L79 102H81L80 101V99L81 98H79V96H84L83 97V100H85V102H86V100L88 99V97L87 96H89L90 95V91H84V88H85V86H87V83H89L90 82V78L89 77H91V70L90 69H88V68H86V67H83V62H84V60H82V59H80L81 61H83V62H81L80 60H77V58H76V60L74 59V56H73V59L71 58L72 57V55H71V57L69 58V56ZM121 55H123L121 58L122 59H125V62H126V60H128V59H130V61H132V59L133 58H138V60L139 59H141L142 61L141 62H139V63H134V64H131V66H129V65H125L124 63H117L116 62V59L118 58H120L119 56H121ZM190 55V59H192L191 56ZM197 55V54H196ZM235 55V54H234ZM244 55V54H243ZM249 55V54H248ZM162 56V55H161ZM177 56V55H176ZM200 56H198V57H200ZM245 56H247L246 54H245ZM31 57H34V56H31ZM30 57V60H28L29 61V64L31 65L30 66V70H33V72H38L39 71V66H40V64H39V62L36 60V58H31ZM89 57V56H88ZM93 57V56H92ZM95 57V58H96ZM186 58H189V56L187 57V56H185ZM198 57H196V58H198ZM248 57V56H247ZM264 57V56H263ZM80 58V57H79ZM78 58V59H79ZM86 58V57H85ZM90 58V57H89ZM171 58V57H170ZM184 58V57H183ZM185 58V59H186ZM28 59V58H27ZM160 59H161V57H160ZM165 59V58H164ZM249 59H251V58H249ZM256 59V58H255ZM260 59H261V57H260ZM86 60H89V59H86ZM137 60V59H136ZM169 60V59H168ZM228 60H231V61H228ZM120 61H121V59H120ZM123 61V60H122ZM121 61V62H122ZM129 61V60H128ZM164 61V60H163ZM257 61V60H256ZM74 62H77V63H74ZM124 62V61H123ZM197 62V61H196ZM259 62V61H258ZM58 63H59V65H58ZM60 63H62V65H60ZM85 63V62H84ZM155 63H157V64H155ZM197 64V63H196ZM260 64V63H259ZM160 65H162V66H160ZM174 65L175 66H179L180 64H179V62H174ZM258 65V64H257ZM129 66V67H128ZM172 66V64L170 65V67ZM260 66H261V64H260ZM154 68V69H153ZM192 69H194V68H192ZM96 70L94 71V72H96ZM107 70V69H106ZM126 70H128L129 71V73H127V74H129L128 75V77L127 76H125V74H126ZM109 71V70H108ZM127 71V72H128ZM177 71H178V73H177ZM61 72V71H60ZM97 72H98V70H97ZM96 72V73H97ZM190 72L192 73L191 75H190ZM96 73L94 74L95 76H92L93 78H95L97 75H96ZM108 73V72H107ZM250 73H252L253 75H251ZM263 73V72H262ZM202 74V75H203ZM234 77L233 79H232V77H231V75ZM255 74V75H254ZM230 75V76H229ZM258 75H259V73H258ZM194 76V75H193ZM91 77V78H92ZM124 77V78H123ZM175 77H177V78H179L178 76H175ZM205 77V76H204ZM211 77V78H210ZM263 77V76H262ZM262 77H260V78H262ZM41 78H43V77H41ZM113 78V77H112ZM168 78H170V77H168ZM181 78V79H182ZM191 78V77H190ZM206 78V77H205ZM121 79H123V81L127 84V90L126 89H122L121 88V86H120V84H121ZM157 79V78H156ZM157 79V80H158ZM161 79V78H160ZM166 79V78H165ZM170 79H172V78H170ZM176 79V78H175ZM232 79V80H231ZM155 80V81H154ZM162 80V79H161ZM167 80V79H166ZM182 80H184V79H182ZM188 79H186V82H184V83H186L187 84V86L189 87V85L191 84V83H194L193 81L192 82H190V84L188 85V81H191V80H188ZM112 81V82H111ZM170 81H172V80H170ZM175 81H178V82H180L179 80H175ZM149 82V83H148ZM204 82H205V80H204ZM262 83V81L260 80L259 81V83ZM100 83V82H99ZM168 82H166V84H167ZM168 84H170V83H168ZM209 84H211L210 83V81H209ZM216 84V85H215ZM158 85V84H157ZM170 85H172V84H170ZM174 85H175V83H174ZM180 85H182L183 86V84H181L180 83ZM191 85H193V84H191ZM259 85V84H258ZM36 86V87H35ZM184 86H185V84H184ZM186 86V87H187ZM194 86V85H193ZM214 86H216V87H214ZM124 87H125V85H124ZM149 87H151V86H149ZM157 87V86H156ZM165 87V86H164ZM169 87V86H168ZM207 87H209V86H207ZM126 88V87H125ZM147 88H148V86H147ZM155 88V87H154ZM185 88V87H184ZM199 88V87H198ZM211 88V87H210ZM218 88H217V90H218ZM223 88V90H225ZM205 89V88H204ZM260 89V88H259ZM54 90V89H53ZM125 91V92H122V91ZM143 90V89H142ZM144 90H146V89H144ZM160 90H162L161 89V86H160ZM200 90V89H199ZM207 90L209 91L210 89L209 88H207ZM206 89L205 90H202V91H207ZM216 90V91H217ZM220 90V89H219ZM229 90V91H230ZM99 91H101V90H99ZM103 91V90H102ZM102 91L99 93V92H95L94 93V95H95V100H97V101H100V102H102L101 103V105H97L96 103L94 104L93 103V101H94V99H92V103H91V106L92 107H101V106H103V107H107V99L105 100V98H106V96L107 95H104L103 93H102ZM119 91H121V92H119ZM154 91V90H153ZM181 91L182 90H180V93L179 94H177V95H180L181 94ZM196 91V90H195ZM194 91V92H195ZM201 91V92H202ZM207 91V92H208ZM213 91H215V90H212V88H211V90H210V92L209 93H207V95H210V93L211 92H213ZM228 91V92H229ZM231 91V92H232ZM257 91V90H256ZM27 92V91H26ZM48 92V93H47ZM107 92V93H108ZM143 92V91H142ZM173 92H175V90L173 91ZM183 92H185V91H183ZM198 92V91H197ZM200 92V93H201ZM220 92H224V91H222V90H220ZM231 92H229L230 94H231ZM48 94L47 96L45 95V94ZM52 93V92H51ZM62 93V92H61ZM91 93H93L92 91H91ZM152 93H154V92H152ZM155 93H158V92H156L155 91ZM155 93L153 94L154 96H155ZM189 93V92H188ZM188 93H187V95H188ZM199 93V94H200ZM19 94V93H18ZM20 94H22V93H20ZM137 94V95H138ZM173 93H171V95H172ZM175 94V96H177L176 95V93H174ZM202 94V93H201ZM216 94V93H215ZM224 94V93H223ZM50 95V96H49ZM153 95L151 96V98L153 97ZM198 95V94H197ZM197 95H195V96H197ZM212 95H213V97L211 98V99H213L214 98V92L212 93ZM211 95V96H212ZM221 95V94H220ZM228 95L229 94H225V96H227L228 97ZM260 95V94H259ZM55 96V95H54ZM53 96V97H54ZM149 96H150V94H149ZM149 96H148V98H149ZM174 95H173V98L175 97ZM185 96H186V94H185ZM201 96H203V95H201ZM210 96V97H211ZM219 96V95H218ZM252 96V95H251ZM53 97H51V98H53ZM183 97H184V95H183ZM183 97H181V98H183ZM220 97V96H219ZM227 97H226V99H227ZM231 97V96H230ZM239 97L237 98V100L239 101L240 99H239ZM79 98V99H78ZM84 98H86V99H84ZM150 98V99H151ZM204 98H205V96H204ZM224 97H222V99H223ZM232 98H233V96H232ZM231 98V99H232ZM18 99V98H17ZM155 99V98H154ZM199 99V98H198ZM203 99V98H202ZM210 99V98H209ZM230 99V98H229ZM231 99H230V102H231ZM82 100V101H83ZM174 100V99H173ZM172 100V101H173ZM203 100H208L207 99V96H206V98L205 99H203ZM228 100V99H227ZM226 100V101H227ZM233 100V99H232ZM241 100L239 101V102H237V103H241ZM253 100V99H252ZM168 101H170V100H168ZM175 101V100H174ZM173 101V102H174ZM210 101H212V100H210ZM236 101V100H235ZM50 102V101H49ZM95 102V101H94ZM178 102V101H177ZM182 102V101H181ZM204 102V101H203ZM208 102V101H207ZM242 102V103H243ZM67 103V104H68ZM147 103V102H146ZM165 103V102H164ZM167 103H169V102H167ZM179 103H180V101H179ZM202 103V102H201ZM200 103V104H201ZM213 103V102H212ZM228 103H229V100H228ZM244 103H243V106H244ZM20 104V105H19ZM53 104H54V107H53ZM71 104V103H70ZM71 104V105H72ZM93 104V105H92ZM100 104V103H99ZM102 104H104V105H102ZM124 104V103H123ZM157 104V103H156ZM170 104V103H169ZM181 104V103H180ZM204 104V103H203ZM209 104V103H208ZM207 104V105H208ZM230 105H228L227 103L225 104V105H228V107L226 106V110H229V108L231 109V107L233 106L234 107V109L236 108L234 105L235 104H233V101L231 102V103H229ZM232 104V105H231ZM22 105V106H21ZM57 105V104H56ZM150 105V104H149ZM171 105V104H170ZM181 105H183V104H181ZM3 106H5V105H3ZM7 106H9V105H7ZM24 106V107H23ZM51 106L53 107V109L55 108V103H52L51 104ZM50 106V107H51ZM73 106V105H72ZM119 106H121V105H119ZM127 106V105H126ZM144 106H145V103H144ZM146 106H147V104H146ZM163 106V105H162ZM164 106H166V105H164ZM203 106H205V105H203ZM212 106V105H211ZM230 106V107H229ZM13 107V106H12ZM49 107V108H50ZM74 107H76V106H74ZM90 106H85V109H87V108H89ZM110 107V106H109ZM118 107V106H117ZM122 107V106H121ZM166 107H169L168 105L166 106ZM165 107V108H166ZM174 107H176V106H174ZM179 107V106H178ZM208 107H209V105H208ZM214 107V106H213ZM223 107V106H222ZM32 108H34V109H32ZM73 108V107H72ZM102 108V107H101ZM133 108H135V105L133 106ZM148 108H149V106H148ZM148 108H146V110L148 109ZM184 107L182 106V109H183ZM186 108V107H185ZM185 108L183 109V110H185ZM210 108V107H209ZM30 109H28V110H30ZM55 109H58V110H60V108L59 107H56ZM71 109V108H70ZM90 109V108H89ZM88 109V110H89ZM93 109V108H92ZM110 109H112V107L110 108ZM129 109H131V108H129ZM137 109V108H136ZM163 109H164V107H163ZM167 109H169V108H167ZM176 109H178V108H175V111H176ZM180 109V108H179ZM214 109V108H213ZM223 109V108H222ZM221 109V110H222ZM8 110V109H7ZM41 110V109H40ZM57 110V111H58ZM132 110V109H131ZM134 111H135V109H133ZM138 110V109H137ZM140 110L141 111H143V116H145V112H144V110L145 109H142V107L140 108ZM165 111H166V109H164ZM182 110V111H183ZM188 110V109H187ZM209 110H211V108L209 109ZM220 110V111H221ZM236 110V109H235ZM239 110V109H238ZM37 111V110H36ZM56 111V112H57ZM133 111V112H134ZM141 111H139V113L141 112ZM148 111V110H147ZM146 111V112H147ZM151 111V110H150ZM178 111V110H177ZM35 112V111H34ZM33 112V113H34ZM80 112H82V111H80ZM129 112V110H127V114L128 115H130V113H132L133 114V112H130V113H128ZM149 112V111H148ZM152 113H150L149 112V115H150V120H154V119H152V115H153V111H151ZM167 112H169V111H167ZM223 112V111H222ZM228 112V111H227ZM226 112V113H227ZM237 112V111H236ZM235 111H234V113H236ZM16 113H18V112H16ZM15 113V114H16ZM142 113V112H141ZM145 113V114H144ZM165 113V112H164ZM176 113V112H175ZM178 113V112H177ZM180 113H181V110H180ZM180 113H179V115H180ZM76 114V113H75ZM152 114V115H151ZM217 114V113H216ZM66 115V114H65ZM64 115V116H65ZM149 115H148V117H149ZM165 115V114H164ZM167 115V114H166ZM173 115H174V113H173ZM176 115V114H175ZM219 115V114H218ZM34 116V115H33ZM133 116V115H132ZM135 116V115H134ZM157 117L156 115H153V118H155V117ZM172 116V114H170L169 113V115H168V122L166 123V120L164 119V121H165V125L169 128V129H172V126H171V120H172V117H171V120H170V117ZM181 116H183V115H181ZM220 117H221V115H219ZM8 117V116H7ZM10 117V116H9ZM12 117V116H11ZM47 117V116H46ZM166 117V116H165ZM233 117V116H232ZM234 117L236 118V116H235V114H234ZM16 118V117H15ZM61 118V117H60ZM66 118V117H65ZM65 118H63L64 120V122L65 121H67V119H65ZM86 118V117H85ZM132 118V117H131ZM134 118V117H133ZM140 118H142V117H140ZM144 118V117H143ZM178 118V117H177ZM221 118H223V117H221ZM27 119V118H26ZM128 119V118H127ZM147 119V118H146ZM145 118H144V120H146ZM148 119V120H149ZM156 119H159L158 117L157 118H155V124L152 122V124H154V125H158L157 123H158V120H156ZM217 119H218V117H217ZM224 119V118H223ZM223 119H222V121H223ZM237 119V118H236ZM1 120V119H0ZM34 120V119H33ZM52 120V119H51ZM57 120V119H56ZM55 120V121H56ZM130 120V119H129ZM128 120V121H129ZM137 120V119H136ZM136 120L134 119V121L133 122H136ZM147 120V123L149 122ZM192 120V119H191ZM30 121V120H29ZM35 121V120H34ZM47 121H49L48 119L46 120V122ZM59 121V120H58ZM171 121V122H170ZM176 121V120H175ZM178 121V120H177ZM190 121V120H189ZM220 121H221V119H220ZM234 121V123H235V121H237V120H233ZM18 123H19V121H17ZM24 122H25V120H24ZM27 122V121H26ZM37 122V121H36ZM60 122V121H59ZM64 122H62L61 121V123H63L62 125V127L59 129L57 126V124H56V126H52V127H49V128H46V127H43L44 129V134H42L41 136H47V137H45V138H47L48 139V137H53V138H55V140L53 139V138H51V140L53 139L54 141H39L38 139L36 140V141H34V142H31V143H27L26 145H24V146H22L17 152H16V150L15 151H11V150H9L10 149V147H9V149H2V150H0L1 152H0V187L2 188V189H4L6 192H8V194H10V193H13V194H15V198H14V200L16 201V205L13 203V202H11L10 200H11V196L10 195H6L7 193L5 192V195L6 196H4V197H0V232L1 233H4V234H9V236H10V233L12 232H14V231H12L13 230V227L14 226H16V225H21L22 226V224L26 221V220H22L21 219V215L23 214V213H21V212H23V210L22 211H19L20 212V214L21 215H19L16 211L17 210H13V204L15 205L14 207H16V209H18V208H20L21 206H28V203L34 208V210H35V213L38 215V217H42L43 216V220L44 221H42V218H39V220L38 221H36L35 220V229L37 228H39V230L42 232V230L44 231V232H42L41 234L40 233H38L37 234V232H40V231H38L37 230V232H35V231H33V230H31V232L33 231V232H35V234H33V232L32 233H30L29 232V234H30V237H32L31 239H34V241L39 245V246H41V247H43L42 248V251H41V253H43L44 255H42V257L43 256H47V258L49 257V259L50 260H48V261H50L51 262V260L52 259H54L55 260V262L56 261H58V263H56V264H59V263H61V264H114V262L115 261H117V262H122V261H124V262H131V263H136V264H153V262H154V260H156V259H158L157 257L159 256V259H162V261H163V264H176L177 262H175V261H177L176 259V256H175V260H173L171 257H173L172 256V254L170 253V254H168V256L166 255V250H165V255H163L162 256V254H164V251L160 254L159 252H156L153 248H149L150 246H152V241L151 240H154V239H157V237L156 236H154L152 233H153V231H154V229H156L157 227L158 228H161V223H162V220H160V219H157L158 218V216L156 215L155 217H153L152 216V218H154L155 219V221L154 222H151V220H149L148 218H146V217H139V215L140 214H142L143 215V212H144V210H147V209H144V210H142L141 209V204L139 203L140 201H138V199L139 198H136V199H132V198H126V200L125 201H131L129 204H127V203H125V204H121L122 203V201H123V199H122V201H121V203L120 202H117L118 204L120 203V205H118V206H116L117 205V203H116V205L113 207L112 205V203H113V201H119L120 200V196L118 195V194H120V193H118L119 192V190H118V188H117V186L115 187V186H111V187H109L108 189H109V191L107 192L106 191V193H104L103 194V196L101 197V196H99V194H98V196L96 197L95 195H93L94 193H93V190H89L88 192H87V195L85 194V196H88L89 197V199H86L87 200V202L85 201L84 202V204L81 202V198L80 197H83V195H80V199L77 197V198H74L73 200H68V202H66V203H64V202H57L58 200L57 199H62V197L63 198H67V197H70L69 196V194L71 195L72 194V192H71V190H72V188H73V185H72V183H70V182H68V183H66V181H64V179H66L65 178V175H66V173H67V171H66V173H65V175L64 176H62L61 174L60 175H58V173L59 172H62V174H63V171H62V169L57 165L58 163H65L69 158H70V155L68 154V152L70 153V151L72 150V148L73 147H75V146H73L74 145V142H76L75 140H77V139H74V134H73V132H74V130H71V126L69 127V124H68V122H67V125H68V127L66 128L65 127V123ZM143 122V121H142ZM209 122V121H208ZM211 122V121H210ZM209 122V123H210ZM224 122V121H223ZM1 123V122H0ZM14 123V122H13ZM16 123V122H15ZM35 123V122H34ZM49 123V122H48ZM60 123V124H61ZM136 123H138V122H136ZM140 123V122H139ZM147 123H145V124H147ZM185 123H187V122H185ZM228 124H226L227 125V129L226 130H228L227 131V134H226V137H221V136H219V139L217 140V139H215V138H213L212 140L214 141L215 140V144H216V141H221V143L219 144V145H216L217 146V148L215 147V150H218L217 152H219L220 153V155H223V152H225L226 153V149H224V145H226V144H228L227 143V141H226V139H229V136H230V131L229 130H234L233 132H235V131H237L238 129H236L237 128V126H238V124H236L237 126L235 127V125L232 123V124H229V122H227ZM60 124H59V126H60ZM115 124V123H114ZM142 124V123H141ZM162 124H164V123H162ZM175 124V123H174ZM192 124V123H191ZM207 124V123H206ZM224 124V123H223ZM66 125V126H67ZM119 125V124H118ZM160 125V124H159ZM165 125H163V126H165ZM181 125V124H180ZM193 125V124H192ZM211 125V124H210ZM209 125V127L208 128H213V126L211 127ZM214 125V124H213ZM217 125V124H216ZM50 126V125H49ZM120 126V125H119ZM131 126V125H130ZM137 126V125H136ZM135 126V127H136ZM149 126V125H148ZM162 125H160V127H161ZM163 126L161 127V128H163ZM196 126V125H195ZM223 126V125H222ZM57 127V128H56ZM134 127V128H135ZM145 127H147V125H145ZM156 127H158V126H156ZM191 128H192V126H190ZM194 127V126H193ZM207 127V126H206ZM224 127L225 126H223V128L222 129H224ZM65 128H66V130H65ZM116 128H118V127H116ZM139 128V127H138ZM154 128V127H153ZM152 128V129H153ZM161 128H159V129H161ZM174 128H176V127H174ZM233 128V129H232ZM2 129V128H1ZM4 129V128H3ZM2 129V130H3ZM119 130H120V132L122 131L123 132V140H128L127 139V135H128V137H129V135H130V133H127L128 132V130L127 129H121L120 127L118 128ZM157 129V128H156ZM156 129H154V130H156ZM158 129V130H159ZM125 130H127V131H125ZM162 130V129H161ZM167 130V129H166ZM209 130V129H208ZM4 131V130H3ZM13 131V130H12ZM15 131V130H14ZM193 131V130H192ZM205 131H207V130H205ZM160 132H163V131H160ZM210 132H211V130H210ZM238 132V131H237ZM10 133V132H9ZM14 133H16V132H14ZM136 133V132H135ZM140 133V132H139ZM143 133V132H142ZM166 133V132H165ZM165 133H164V136H165ZM212 133H213V131H212ZM6 134V133H5ZM125 134V135H124ZM138 134V133H137ZM144 134H145V136H146V138H147V140H150L153 136H154V133H153V131L149 128V127H147V128H145V130H144ZM158 134V133H157ZM162 134V133H161ZM183 134V133H182ZM2 135V134H1ZM37 135L38 134H36V137H37ZM160 135V134H159ZM159 135H157V136H159ZM163 135V134H162ZM162 135H160V136H162ZM167 135V134H166ZM177 135V134H176ZM191 135V134H190ZM205 135V134H204ZM228 135V136H227ZM231 135H233L232 133H231ZM236 135V134H235ZM82 136V135H81ZM131 136V135H130ZM133 136V135H132ZM140 136V135H139ZM138 136V137H139ZM164 136H162V137H164ZM167 136H169V135H167ZM184 136H186L185 134H184ZM184 136H182L183 138H184ZM196 136V135H195ZM203 136V135H202ZM206 136H207V134H206ZM225 136V135H224ZM2 137V136H1ZM120 137V136H119ZM154 137H156V136H154ZM161 137V138H162ZM170 137H172V136H170ZM175 137V136H174ZM177 137H178V135H177ZM188 137V136H187ZM209 137H211V136H209ZM207 138V140L209 139H211V138ZM236 137V136H235ZM12 138V137H11ZM92 138V137H91ZM130 138V137H129ZM141 138H142V136H141ZM145 138V137H144ZM181 138V137H180ZM218 138V137H217ZM226 138V139H225ZM233 138V137H232ZM231 138V139H232ZM238 138V137H237ZM236 138V139H237ZM5 139V138H4ZM40 139V138H39ZM139 139V138H138ZM153 139V138H152ZM156 139V138H155ZM157 139H158V137H157ZM178 139V138H177ZM194 139V138H193ZM239 139V138H238ZM34 140V139H33ZM95 140V139H94ZM94 140H90V141H88V142H84L85 140H83V142L84 143H82V145H83V147H93L94 145H98L97 146V148L96 147H93L92 149L90 148V151H89V149L87 150V151H89L88 153H92V155L94 154H97V151H99V149H100V151H103L104 150V152H107V149H106V147L105 146H103V144H101L102 146H100L99 145V142L97 143V141H94ZM136 140V139H135ZM140 140V139H139ZM144 140V139H143ZM146 140V141H147ZM154 140V139H153ZM160 140V139H159ZM163 140V139H162ZM172 140H174V138L172 139ZM184 140V139H183ZM182 140V142L183 143H187L186 141H187V139H186V141L184 142ZM195 140H196V138H195ZM224 140H225V142H224ZM233 140H235V138L233 139ZM5 141V140H4ZM12 141V140H11ZM87 141V140H86ZM128 141H130V140H128ZM138 141V140H137ZM155 141V140H154ZM157 141V140H156ZM178 141V140H177ZM189 141H191V140H189ZM197 141V140H196ZM223 141V142H222ZM236 141V140H235ZM160 142V141H159ZM193 142V141H192ZM217 142V143H218ZM229 142H230V140H229ZM7 143V142H6ZM120 143H122V141L120 142ZM119 143V144H120ZM125 143H126V141H125ZM124 143V144H125ZM137 143V142H136ZM144 143H146V142H144ZM143 143V144H144ZM182 143V144H183ZM197 143H198V141H197ZM197 143H195V145L197 144ZM207 143H209V142H207ZM206 143V144H207ZM118 144V145H119ZM127 144V143H126ZM148 144V143H147ZM157 144V143H156ZM188 144H189V142H188ZM203 144V143H202ZM201 144V145H202ZM229 144H231V143H229ZM253 144V143H252ZM159 145V144H158ZM186 145V144H185ZM190 145H191V143H190ZM190 145H188V146H190ZM194 145V143H193V146L192 147H194L195 146ZM247 145V144H246ZM254 145V144H253ZM9 146H11L10 144H9ZM142 146V145H141ZM147 146V145H146ZM187 146V145H186ZM199 146V144L197 145V147ZM103 147V148H102ZM147 147H149V145L147 146ZM151 147V146H150ZM154 147V146H153ZM175 147V146H174ZM200 147V146H199ZM204 145H203V149H204ZM210 147H211V145H210ZM219 147V148H218ZM223 147V148H222ZM232 147V146H231ZM257 147V146H256ZM259 147H261V146H259ZM106 150H105V149ZM118 148V147H117ZM141 148V147H140ZM176 148H179V147H177L176 146ZM182 148H184V147H182ZM190 148V147H189ZM189 148H187L188 150H190ZM229 148V147H228ZM227 148V149H228ZM236 148V147H235ZM255 148V147H254ZM248 149V150H250V151H248V150H246V152L247 153H249V154H246V152H244V153H242V157H241V160H243L245 157V159H244V161L246 160V162H247V156L249 155L250 157V159L253 161L254 160V158H259V155H260V149L261 148H255V149ZM1 149V148H0ZM25 149L27 150L28 149V151L27 152H30V153H27V152H25ZM74 149V148H73ZM76 149V148H75ZM103 149V150H102ZM155 149V148H154ZM181 149V148H180ZM184 149H186V148H184ZM183 149V150H184ZM211 149V151H213V147H211L210 148ZM230 149V148H229ZM228 149V150H229ZM234 149V148H233ZM238 149H240V148H238ZM246 148H244V150H245ZM231 150V149H230ZM229 150V151H230ZM235 150V149H234ZM237 150V149H236ZM241 150V149H240ZM243 150V149H242ZM48 152L47 154H46V152ZM85 151V150H84ZM75 152V151H74ZM199 152V151H198ZM206 152V151H205ZM238 152H240V151H238ZM87 153V154H88ZM99 153V152H98ZM170 153V152H169ZM208 153H211L210 151L208 152ZM232 153V152H231ZM241 153V152H240ZM263 153V152H262ZM204 154V153H203ZM202 154V157L204 158L205 157V155H203ZM206 154V153H205ZM211 154H213V153H211ZM211 154H208V155H211ZM215 154V153H214ZM239 154V153H238ZM244 154V155H243ZM109 155V154H108ZM124 155V154H123ZM197 155H199V154H197ZM219 154H217V156L216 155H214V156H216V158H215V160L217 159V158H219V156H220ZM226 155L227 156H229L228 155V151H227V153H226ZM233 155V154H232ZM240 155V154H239ZM103 156V155H102ZM207 156V155H206ZM226 156V157H227ZM244 156V157H243ZM252 156H254V158L252 159L251 157ZM262 157H263V155H261ZM210 157V156H209ZM225 157V158H226ZM206 158V157H205ZM208 158V157H207ZM206 158V159H207ZM212 158V157H211ZM229 158V157H228ZM248 158V159H249ZM9 159V160H8ZM118 159V158H117ZM129 159V158H128ZM127 159V160H128ZM233 159H234V156H233ZM262 159V158H261ZM203 160V159H202ZM208 160V159H207ZM219 160V159H218ZM239 160V159H238ZM251 160L249 161V165L251 164ZM214 161V160H213ZM230 161V160H229ZM228 160L227 161H225V162H229ZM257 161V160H256ZM140 162V161H139ZM194 162V161H193ZM209 162V161H208ZM236 162V159H235V161H234V163ZM198 163V162H197ZM202 163H207V162H205V160L204 161H202ZM202 163L200 162V163H198V167H200V165L199 164H201L202 165ZM213 163V162H212ZM216 163V162H215ZM240 163H242V162H240ZM245 163V162H244ZM248 163V162H247ZM253 163V165H254V162H252ZM136 164V163H135ZM184 166L186 165L185 163H182ZM182 164H180L181 165V167H182ZM190 164V163H189ZM208 164V163H207ZM219 164V165H218ZM218 166H219V169L218 168H214V170L215 169H217V170H219V174H221L222 172H223V166L224 165H222V162L220 163V162H218ZM225 164V163H224ZM64 165V164H63ZM62 165V166H63ZM179 165V166H180ZM188 165V164H187ZM204 165V164H203ZM216 165V166H217ZM238 165V164H237ZM240 165V164H239ZM215 166V165H214ZM234 166V165H233ZM242 166V165H241ZM243 166H245V165H243ZM247 166V165H246ZM43 167H45V168H43ZM197 167V168H198ZM201 167H203V166H201ZM210 167V166H209ZM240 167V166H239ZM238 167V168H239ZM248 167V166H247ZM43 168V169H42ZM225 168H226V164H225ZM237 168V169H238ZM241 168H243V167H241ZM249 168V167H248ZM80 169V168H79ZM78 169V170H79ZM82 169V168H81ZM213 169V168H212ZM211 169V170H212ZM234 169V168H233ZM244 169V168H243ZM63 170H65V169H63ZM76 170V169H75ZM86 170V169H85ZM199 170H201L200 168H199ZM217 170H215V171H217ZM227 170V169H226ZM235 170H236V168H235ZM239 170V169H238ZM241 170V169H240ZM70 171V170H69ZM151 171V170H150ZM215 171H213V172H215ZM228 171H230V170H227V172H225V173H229ZM70 172H72V171H70ZM75 172V171H74ZM73 172V173H74ZM83 173V175H82V177L84 178V176H85V173L87 174V172H85V171H82ZM149 172V171H148ZM147 171H146V173H148ZM79 173H81V172H79ZM75 174V173H74ZM73 174V175H74ZM134 174H135V171H134ZM133 174V175H134ZM137 174V173H136ZM139 174V173H138ZM218 174V175H219ZM231 174V173H230ZM230 174H228V176L230 175ZM79 175V174H78ZM90 175V174H89ZM145 175V174H144ZM158 175V174H157ZM47 176V177H46ZM69 176V175H68ZM80 177H81V175H79ZM120 176V175H119ZM127 176V175H126ZM126 176H125V178H126ZM136 176V175H135ZM140 176V175H139ZM225 176V175H224ZM223 176V177H224ZM81 177V179L82 180H80L79 178H77V177H75V178H73L75 181H78V182H83V181H85L83 178ZM145 177V176H144ZM118 178H120V177H118ZM130 178V177H129ZM136 178V177H135ZM134 178V179H135ZM121 179V178H120ZM222 179V178H221ZM27 180L28 181H30V180H33L32 182H38L39 183V185L40 184H42V186L43 185H46V186H49V187H51V188H55V189H57V192H56V194H54L55 195V197H53V196H48V195H43L44 196V198H42L43 200H41L40 199V197H36V196H33V194L31 193L32 191H34L33 189H31V187L30 186H27ZM60 182H59V181ZM126 180H128V179H126ZM131 180V179H130ZM129 180V181H130ZM220 180V179H219ZM226 180V179H225ZM125 181V180H124ZM31 182V181H30ZM31 182V183H32ZM55 182L57 183V185L55 184ZM128 182V181H127ZM133 182V181H132ZM138 182V181H137ZM210 182V181H209ZM219 182V181H218ZM37 183V184H38ZM139 183V182H138ZM142 183V182H141ZM212 183V182H211ZM249 183V182H248ZM55 184V185H54ZM132 183L130 182V184L128 183V186H127V188L126 189H130V188H132L133 186L131 185ZM148 184H150V182L148 183ZM154 184V183H153ZM193 184V183H192ZM54 185V186H53ZM137 185H139V184H137ZM190 185V184H189ZM194 185H195V183H194ZM214 185V184H213ZM132 186V187H131ZM150 186V185H149ZM214 186H216V185H214ZM78 186H76V188H77ZM151 187V186H150ZM187 187V186H186ZM1 188H0V190H1ZM79 188V187H78ZM152 188V191L154 190L153 189V186L151 187ZM151 188L149 189V191L151 190ZM179 189V188H178ZM177 189V190H178ZM186 189V188H185ZM192 189V188H191ZM253 189V188H252ZM74 190H76L75 188H74ZM78 190V189H77ZM76 190V191H77ZM102 190V192H103V190L104 189H101ZM132 190V189H131ZM146 190V189H145ZM182 190V189H181ZM97 191H99V190H97ZM148 191V192H149ZM179 191H180V189H179ZM188 191V190H187ZM1 192V191H0ZM4 192V191H3ZM3 192H1L0 194H3ZM71 192V193H70ZM101 192V191H100ZM120 192H122V191H120ZM128 192V191H127ZM131 192V191H130ZM133 192V191H132ZM255 192V191H254ZM137 193V192H136ZM147 193V192H146ZM146 193H143L142 192V194H146ZM149 193H151V191L149 192ZM148 193V194H149ZM153 193V192H152ZM189 193V192H188ZM147 194V195H148ZM156 194V193H155ZM97 195V194H96ZM141 195V194H140ZM150 195V194H149ZM148 195V196H149ZM183 195V194H182ZM85 196L83 197V198H85ZM129 196H131V193L130 194H128V197ZM151 196H152V194H151ZM72 197V196H71ZM101 197V198H100ZM120 197V198H119ZM137 197V196H136ZM142 197V196H141ZM146 197V196H145ZM160 197V196H159ZM177 197V196H176ZM179 197V196H178ZM257 197H258V195H257ZM261 197V196H260ZM144 198V197H143ZM56 199V200H55ZM114 199V200H113ZM259 199V198H258ZM50 200V202L52 201V200H55L56 201V203L54 202V203H49L48 201ZM113 200V201H112ZM163 199H161V201H162ZM172 200V199H171ZM170 200V201H171ZM66 201V200H65ZM83 201V200H82ZM211 201V200H210ZM13 203V204H12ZM164 204V203H163ZM106 205H110L111 206V208H109L108 210H104V208L106 207ZM195 205V204H194ZM25 206H24V208H25ZM144 206V205H143ZM31 207V208H32ZM104 207V208H103ZM165 207V206H164ZM22 208V207H21ZM27 208V207H26ZM32 208V209H33ZM227 208V207H226ZM29 210H30V208H28ZM228 209V208H227ZM20 210V209H19ZM29 210H27L28 212H29ZM164 210V209H163ZM31 211V210H30ZM111 212V213H116L118 216H120V219H116V218H114L113 219V221H111L110 219H109V216H107L106 214H105V212ZM149 211V210H148ZM227 211V210H226ZM33 212V211H32ZM150 212H151V210H150ZM162 212V211H161ZM164 212V211H163ZM190 212V211H189ZM27 213V212H26ZM236 213V212H235ZM35 214V215H36ZM154 214V213H153ZM160 214V213H159ZM196 214V213H195ZM34 215V216H35ZM163 215V214H162ZM193 215H194V213H193ZM23 216V215H22ZM26 216H27V214H26ZM81 216V218H82V216H85L86 218H88L90 221H91V225H88L89 226V228H91L90 230H88L87 232H85V233H83L82 232V230H80V228H78L79 226L78 225H76V223H77V221H78V219L76 220V223H75V221H73V219L74 218H79ZM165 216V215H164ZM33 217V216H32ZM111 217V216H110ZM124 217H125V220H124ZM226 217V216H225ZM228 218V217H227ZM25 219V218H24ZM35 219V218H34ZM46 219V220H45ZM123 219V220H122ZM132 220V221H134V222H131V221H128L129 222V224L127 223V220ZM151 219V218H150ZM165 219V218H164ZM75 220V219H74ZM81 220V219H80ZM147 220H149L150 222H146ZM174 220H176V219H174ZM32 221H34V220H32ZM153 221V220H152ZM27 222V221H26ZM96 222H98V224L96 223ZM99 222H101L102 224H109V222L111 223V222H113V223H115V224H112V225H114L115 227L117 226V228H118V230H116V231H109V230H107V229H98L99 230V232H100V234H98V233H96L95 231H96V227H97V225H100L101 223H99ZM165 222V221H164ZM47 223V224H46ZM173 223V222H172ZM175 223H176V221H175ZM26 224V223H25ZM50 225V227H47L46 228V226L47 225ZM29 225H32V224H29ZM29 225H27V227H29ZM32 225V226H33ZM46 225V226H45ZM106 225V226H107ZM111 225V224H110ZM111 225V226H112ZM159 225H160V227H159ZM166 225V224H165ZM165 225H163V226H165ZM23 226H25L26 227V225H23ZM31 226V227H32ZM43 226H44V228H43ZM113 226V227H114ZM169 225H167L166 226V229H167V227H168ZM172 226V225H171ZM171 226H170V228H171ZM108 227V226H107ZM112 227V228H113ZM15 228H17V227H15ZM20 228V227H19ZM49 228L51 229V231L49 230ZM83 228V227H82ZM111 228V227H110ZM110 228H108V229H110ZM164 228V227H163ZM22 229V228H21ZM29 229H32V228H30L29 227ZM114 229V228H113ZM169 230V229H168ZM17 231V230H16ZM20 231V230H19ZM22 231V230H21ZM46 231H48V232H50V235H51V233L53 234V236H55L56 237V239H51V238H48V237H45V235H47V233H45ZM64 231L66 232H68V231H72V232H74L75 234H76V236L81 240L80 242H81V244H83V245H85L86 246V248L85 249H91L90 248V244H91V242L89 241L90 240V238H94V237H100L101 238V240H99V243H97V244H94L93 246L97 249V251H96V253H97V256H92V255H90V253H88L87 254V252H86V254H85V252L83 253L82 251L80 252V251H77L76 253H75V249L73 248V246L71 247V248H73V251H74V254H72V256H69L70 254H68L67 252H70L69 251V249H71L69 246L70 245H72L73 243H71L70 245H69V242L67 241V240H69V239H67V237H65V236H63L64 238H66V239H64L68 244H65L63 241V243L62 242H59L58 240L60 239L61 240V238H59V236H62V235H64ZM11 233V234H12ZM17 233H18V231H17ZM21 233V232H20ZM24 233V232H23ZM45 233V234H44ZM71 233V232H70ZM170 233V232H169ZM14 234H15V232H14ZM13 234V235H14ZM44 236H43V235ZM164 234V233H163ZM25 235H27V234H25ZM42 235V236H41ZM74 235V234H73ZM49 236V235H48ZM52 236V235H51ZM161 236H164V235H161ZM178 236V235H177ZM25 237V236H24ZM71 237H72V235H71ZM73 237H75V236H73ZM165 237V239H167L166 238V235L164 236ZM173 237V236H172ZM171 237V239H173ZM179 237H181V236H179ZM183 237V236H182ZM26 238V237H25ZM161 238V237H160ZM176 238V237H175ZM28 239H30V238H28ZM158 239H159V237H158ZM162 239V238H161ZM62 240H63V238H62ZM189 240V239H188ZM13 241V240H12ZM25 241H27V240H25ZM70 241V240H69ZM95 241V240H94ZM162 241H164V243H165V240H163L162 239ZM174 241V240H173ZM176 241H178V240H176ZM182 241V240H181ZM24 242V241H23ZM154 242V241H153ZM27 244H28V242H26ZM107 244H110L111 246L113 245V247H108V245ZM25 246H26V244H24ZM21 246H22V244H21ZM21 246H19V247H21ZM33 246V245H32ZM167 246V245H166ZM22 247H24V246H22ZM41 247H38L37 249L39 250V248H41ZM76 247H79V246H76ZM12 248V247H11ZM32 248V247H31ZM79 248H82V247H79ZM163 248V247H162ZM170 248V247H169ZM169 248H167L166 247V249L167 250H170ZM28 249V248H27ZM29 249H30V247H29ZM34 249H36V248H34ZM66 249H67V251H66ZM83 249V248H82ZM31 250V249H30ZM80 250V249H79ZM159 250V249H158ZM163 250V249H162ZM25 251V250H24ZM24 251L22 252V253H24ZM34 251H36V250H34ZM86 251V250H85ZM161 251V250H160ZM38 252V251H37ZM28 253H29V251H28ZM73 253V252H72ZM25 254V253H24ZM37 254H39V253H37ZM85 254V255H84ZM180 255V254H179ZM38 256V255H37ZM45 256V257H46ZM21 257V256H20ZM44 257V258H45ZM90 257H93V258H95V262L94 261H92V259L90 258ZM3 258H4V256H3ZM32 258V257H31ZM30 258V259H31ZM34 259H35V257H33ZM41 258V257H40ZM171 259V260H168V259ZM41 259H43V258H41ZM40 259V260H41ZM158 259V260H159ZM181 259V258H180ZM54 260H52L53 262H54ZM97 260V261H96ZM29 261V260H28ZM31 261H32V259H31ZM35 261V260H34ZM34 261H32V262H34ZM41 261H43V260H41ZM45 261H46V258H45ZM47 261V262H48ZM173 261H174V263H173ZM4 262V261H3ZM30 262V261H29ZM36 262H38V261H35L34 263H36ZM51 263V264H55V263ZM0 263H1V258H0ZM34 263H31L30 262V264H34ZM42 262H39V264H41ZM44 263V262H43ZM42 263V264H43ZM130 263V264H131ZM48 264V263H47ZM162 264V263H161ZM181 264V263H180Z\"/></svg>","mask_w":264,"mask_h":264}]
</instances>
